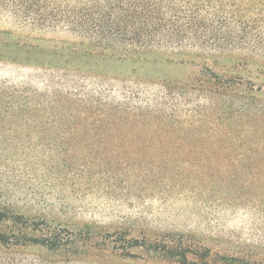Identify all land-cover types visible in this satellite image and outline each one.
<instances>
[{"label":"rangeland","instance_id":"rangeland-1","mask_svg":"<svg viewBox=\"0 0 264 264\" xmlns=\"http://www.w3.org/2000/svg\"><path fill=\"white\" fill-rule=\"evenodd\" d=\"M39 5L43 0H0V207L90 239L78 251L92 249L76 259L32 247L17 258L178 264L144 248L112 249L127 245L112 242L116 236L147 244L172 235L190 249L208 248L206 264H264V45L239 64L227 52L196 49L185 60L102 58L78 29L36 16ZM202 70L232 76L230 85H243L238 93L256 92L253 105L175 87ZM159 101L169 105L162 130L148 120L136 139L105 133V103L144 113Z\"/></svg>","mask_w":264,"mask_h":264},{"label":"trees","instance_id":"trees-1","mask_svg":"<svg viewBox=\"0 0 264 264\" xmlns=\"http://www.w3.org/2000/svg\"><path fill=\"white\" fill-rule=\"evenodd\" d=\"M260 4V0H43L36 16L42 21L50 20L54 25L78 29L87 46L102 58L115 53L122 56L164 54L185 60L196 56V49L218 55L227 52L230 55L228 60L239 64L246 57L258 54L264 45L259 25ZM234 52L236 56H233ZM201 73L193 77V82L181 86L175 83V87L183 91L189 85L191 90L202 91L210 97L220 94L237 96L239 103L253 105L252 94L256 92L245 88V92L238 93L236 90L239 91L243 85L239 82L230 85L232 76H218L203 70ZM194 82L196 85L192 84ZM160 86L164 98L171 95L167 83ZM105 104V133L114 132L116 138L129 136L136 139L143 136L145 133L141 126H145L148 120L155 122L161 130L166 124L169 105H164L162 101L144 113L130 108L128 103L124 106ZM125 129L128 131L126 135L121 133ZM43 223L18 211L0 207V264H30L17 256L22 254V250L32 247L76 259L87 252L84 251L86 248L92 249L89 245L78 251L90 239L83 241L80 235L64 234ZM115 238H118L113 239L115 244L126 242L127 245L114 247L112 243L114 252L115 249L144 248L152 258L174 260L178 264H187L188 258L206 264L210 255L208 248L196 246L190 249L185 241L172 235L149 239L147 244L146 240ZM94 247L100 249L98 245ZM220 264L235 262L223 261Z\"/></svg>","mask_w":264,"mask_h":264}]
</instances>
